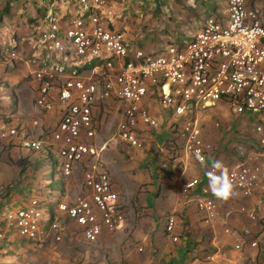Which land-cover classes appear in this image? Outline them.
<instances>
[{"label":"built area","instance_id":"built-area-1","mask_svg":"<svg viewBox=\"0 0 264 264\" xmlns=\"http://www.w3.org/2000/svg\"><path fill=\"white\" fill-rule=\"evenodd\" d=\"M67 1L65 12H48L34 28V40L46 50L42 67L36 43H28L29 51L35 49L33 63L41 68L32 75L40 86L34 113L58 106L56 125L39 138L23 137L18 145L30 153H40L48 142L55 152L51 171L69 179L79 167L82 184L69 200L54 198L52 193L49 205L32 196L15 208L1 209L0 255H5L4 243L10 233L43 248L77 233L85 244H93L103 231L112 235L120 228L125 210L103 160L104 147L93 143L98 130L93 113L109 101L119 106L117 136L126 146L142 149L151 132L158 129L160 123L149 109L154 100L158 110L172 118L167 138L173 141L174 151L189 154L199 164L198 155L207 161L214 151L201 136L207 108L221 103L234 120L245 122L252 117L250 136H245L246 128H236L232 134V155L237 164L230 166L216 157L207 173L215 171L213 162L219 160L235 191L244 198L264 196V7L255 5L254 0H224L223 14L212 11L205 15L184 40L144 50L129 49L123 32L104 25L107 0ZM71 56L83 59V63L73 69L56 66V61ZM2 57L10 62L16 54L10 51ZM144 101L149 106L145 107ZM23 130L20 125L3 127L0 141L8 144ZM244 139L253 147L246 148ZM160 167L166 169V164L161 161ZM193 190L199 192L196 211L205 220H214L219 199L211 192L209 176L206 182L192 178L181 187L185 195ZM239 212L252 225L237 232L254 248L257 242L253 235L264 228V214L243 205ZM230 214L226 212L223 219ZM71 223L74 227L68 230ZM175 227L176 218L169 214L165 232L174 242L178 240ZM223 232L229 235L234 230L227 227Z\"/></svg>","mask_w":264,"mask_h":264},{"label":"crops","instance_id":"crops-1","mask_svg":"<svg viewBox=\"0 0 264 264\" xmlns=\"http://www.w3.org/2000/svg\"><path fill=\"white\" fill-rule=\"evenodd\" d=\"M6 1L0 0V10ZM8 2L12 4L10 11L0 18V51L5 54L13 51L16 57L7 62L5 57L0 56V129L20 125L24 130L12 142L7 144L0 141V145L4 150L15 148L27 154L28 151L18 145L20 140L23 137L39 138L42 132H50L59 116L58 106L41 114L34 113L40 86L32 75L41 68L33 63L35 49L29 51L28 43H36L40 56L37 59L42 67L46 50L34 40L37 34L34 28L40 26L48 12H65L68 1ZM254 2L264 7V0ZM201 7L200 0H107L102 21L106 27L124 33L129 49L153 50L191 35L199 25L196 16L205 11ZM207 12L205 15L209 14ZM194 23L196 25L191 28ZM12 29L14 31L9 33ZM190 29L192 31L187 35L186 30ZM150 104L143 102L145 107L149 106L160 125L151 132L142 149H131L118 138L120 111L117 103L106 102L93 113L98 123L93 143L104 147L103 160L111 175L114 191L125 210V220L114 234L103 231L93 244H85L78 233L74 237L66 236L64 240L69 241L68 244L82 249L84 261L81 264H264V228L253 235L257 242L254 248L249 247L247 238L237 232L252 225L246 215L240 214L239 207L243 205L249 211L263 215L264 196L244 198L234 190L227 201L219 199L216 218L205 220L196 211L195 199L199 192L193 190L187 195L181 192L182 185L192 178L206 182L211 159L217 157L230 166L237 164V159L232 155V134L236 128L240 129L244 121L226 116L223 126L216 128L214 124L218 122L214 119V107L219 105V110L225 114L227 107L220 103L207 108L201 121V136L214 146V151L205 167L189 154L174 151L173 141L167 138L172 122L170 114L161 113L154 100ZM103 112L107 114L103 115ZM250 128L246 125V129ZM245 136H250V132H246ZM47 143L40 153H33L37 154V161L25 164L29 166L21 175L24 179L21 184L25 188L21 193L27 192L29 196L49 205L57 196H60L59 200L71 199L81 187L82 175L79 167L74 169L69 179L52 172L49 164L53 163L55 152L52 145ZM243 143L246 148L253 147L248 139H244ZM161 161L166 164V169L160 167ZM48 175L53 182L58 180L60 184L54 198H51V194L56 188L52 187V183L47 186ZM228 211H231L230 216L223 219ZM169 214L176 218L175 234L178 240L175 242L165 232V218ZM73 227V223L69 224L68 230ZM227 227L234 232L225 234L223 229ZM251 227L253 231L256 230V227ZM237 245L239 249H235Z\"/></svg>","mask_w":264,"mask_h":264},{"label":"rangeland","instance_id":"rangeland-1","mask_svg":"<svg viewBox=\"0 0 264 264\" xmlns=\"http://www.w3.org/2000/svg\"><path fill=\"white\" fill-rule=\"evenodd\" d=\"M200 3L202 6L201 8L205 11L200 12L195 18L199 24L202 22L203 15H205L207 11H209L207 13L214 11L215 14H223L225 11L224 0H200ZM195 25L196 24L194 23L191 28H194ZM9 26L13 28L11 25ZM182 26L185 27V24ZM186 27L189 28V26ZM13 31L14 29L9 31V33H12ZM189 31L192 30H186L187 35L190 34ZM3 53V51H0V56H2ZM82 63L83 59L73 58L71 56L68 60L62 61V59H60L56 61V66L58 67V65H61L64 69H73L76 66H80ZM219 109V105L214 107L213 110H215L216 113L214 119L217 121L214 119L212 121L218 122L220 127L223 126L225 117L228 116V118H231L232 115L226 108L225 112L227 115ZM252 122L253 118L250 117L248 121H245L239 127L242 129H245L246 125L247 127H251ZM247 132H250V129H248ZM37 157V154L30 152L25 154L21 150L15 148H12V150H4L2 145H0V208H15L32 197L29 196L27 192H22L24 194L21 193V190L25 189L21 184L22 181H24V179L22 180L21 175L26 171L27 166H29L25 164L33 160L37 161ZM50 166L51 163L49 164V167ZM48 179L49 182L47 186L49 187L51 183L53 184L52 187L56 189L52 192L53 196L56 197V192L58 193L57 190L60 184L58 180L53 182L50 175H48ZM46 213L47 212L45 211V214ZM68 242L69 241L67 240H63L60 244L37 248L31 244L22 242L21 239L17 237L14 238L13 234L10 233L4 243L5 255H0V264H81L84 261L81 257L82 249L80 246H74L73 244H68Z\"/></svg>","mask_w":264,"mask_h":264},{"label":"clouds","instance_id":"clouds-1","mask_svg":"<svg viewBox=\"0 0 264 264\" xmlns=\"http://www.w3.org/2000/svg\"><path fill=\"white\" fill-rule=\"evenodd\" d=\"M198 159L202 166L207 167L204 157L198 155ZM212 168L215 169V171H210L208 173L211 192L217 199L227 201L234 194L233 181L228 176L227 169L221 161H214ZM216 172H218L219 175H217Z\"/></svg>","mask_w":264,"mask_h":264},{"label":"trees","instance_id":"trees-1","mask_svg":"<svg viewBox=\"0 0 264 264\" xmlns=\"http://www.w3.org/2000/svg\"><path fill=\"white\" fill-rule=\"evenodd\" d=\"M12 4H10L8 2V0L5 2L4 6H3V9L0 10V18L3 14H8L9 11H10V8H11Z\"/></svg>","mask_w":264,"mask_h":264}]
</instances>
